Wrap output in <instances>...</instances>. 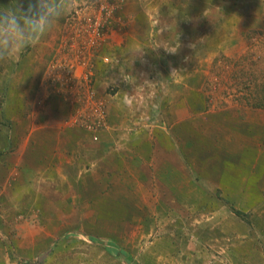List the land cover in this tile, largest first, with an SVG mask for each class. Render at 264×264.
Segmentation results:
<instances>
[{
  "label": "rangeland",
  "instance_id": "374dc122",
  "mask_svg": "<svg viewBox=\"0 0 264 264\" xmlns=\"http://www.w3.org/2000/svg\"><path fill=\"white\" fill-rule=\"evenodd\" d=\"M14 2L0 0V10ZM74 4L22 52L21 64H0V264H264V173L243 160L245 184L237 186L239 176L222 183L229 171L195 148L222 143L225 130L216 127L227 126L230 111L241 125L264 126V0ZM35 53L41 61L30 65ZM189 115L196 120L183 121ZM186 132L197 143L182 148L179 184L170 188L158 175L181 156L164 148L171 156H154L157 176L115 193L105 184L94 192L99 204L93 197L86 210L83 186L71 176L80 161L113 167L119 157L122 168L147 175L153 162L143 153ZM258 134L259 146L245 143L257 148V167L264 164ZM61 155L75 166L50 181Z\"/></svg>",
  "mask_w": 264,
  "mask_h": 264
},
{
  "label": "crops",
  "instance_id": "0c3cea01",
  "mask_svg": "<svg viewBox=\"0 0 264 264\" xmlns=\"http://www.w3.org/2000/svg\"><path fill=\"white\" fill-rule=\"evenodd\" d=\"M121 46L122 45L117 44L115 46V48L119 49ZM31 55L32 56L30 58V60H31L30 65H33L35 63H39L41 61L38 54L35 53V54H31ZM23 59H24L23 53H21L9 62L13 63V65L15 67L17 64H21ZM57 104H59V103H57ZM260 113H263V112L261 111ZM229 116L231 118V121H230L229 117H228V119L223 120V122L227 123V126L221 125L220 127H216V129H219L220 134H221V132L223 133V131L225 130V132L221 136L222 143L216 142V141H210L209 146H210L211 151H209L207 149V147L203 148L201 144L197 145L195 148H197V151L200 150L204 154H207V155L210 153L213 154L214 155V162L217 163L218 166L220 164H222V167L224 168V170L229 171L228 173L225 172L223 174V177L220 178L222 183L226 182L224 177L239 176L241 180L238 181L237 186L238 185L242 186L247 181V175H246L247 171L243 172L244 169H247L246 167L243 166L244 164H246V163H244V161H246V162L248 161V162H252V163L259 162V160H256L254 157V154H255V151L257 150V148H255V149L249 148V150L247 151L248 145L246 146L245 143H247V141L250 140L249 138H252L254 140L253 144L257 145V142H259V140L257 139V137L259 135L258 133L260 131L263 134L264 130H262V127H264V126H263L262 120L259 121V124H258V122L254 123L252 121H249L248 122L249 124L247 123V124L241 125V123H244L245 121L242 118H240L239 114L234 115V112L230 111ZM260 116H262V115H260ZM178 118L180 120H183V118H180V117H178ZM261 119H263V118H261ZM192 120L195 121L196 116L193 117V116L189 115L186 119L184 118L183 121L192 122ZM203 120H207V119H203ZM211 121H209V122H211ZM217 122L213 120L211 123L216 124ZM246 122H247V120H246ZM252 123H253V125H252ZM187 125H189V124H187ZM177 126L178 125H176L175 127H177ZM245 126H250V128H248V130H247V128ZM253 126L258 128V130L252 128ZM242 129H245L243 134L241 131ZM219 132H217V134ZM182 135H183V137H180V138L177 137L175 139V142L172 145H168L169 143L165 142V141H170L169 139L168 140L164 139L162 141V143L159 141V145L161 146V151L157 152L156 154L151 153L152 147L150 148V152L148 153V155H146V153H143L145 160L148 159L149 162H153V163L149 164L150 167L148 168V174L147 175H146V173H143V174L136 173L135 170L130 171L129 168L128 169L122 168V166H121L122 161L120 160L119 157L114 161L113 167H109V164H107L106 162H101L97 159L95 160V158H89L88 162L89 161L91 162V167L89 169H87L85 161H80L81 164L84 163L82 165L83 169L82 168L79 169V168L75 167L73 170H71V176H72V178L77 177L80 184L83 186V191H81V193L86 195V200H85V201H87V203H86L87 205H85L86 210L89 208H92V205H94L93 201H92L93 197L95 198V201H97L99 204L101 197H99V196L97 197L94 194V192H98V194H101L102 190L104 191V188L105 189L109 188V186H104L105 184L106 185L111 184L112 185L111 191L113 193H115L117 191L118 186L124 187V186L128 185V186L132 187L131 185H135L140 180H142L144 183H147V181L150 180V178L153 179L152 178L153 176H157L156 174H154L156 172L155 166H154V159H155L154 156L155 155H157V156L162 155V158H166V159H168V158L165 156H168V155L171 156L170 154H166L165 150H164V153L162 152V149H164V148L173 149L174 153H175V157H176L177 152H178V154H181V156L178 155V159L175 158L173 164H172V161H170V164H167V166L164 169H162V171H160L158 175H159V177L161 176V177H164L166 179L165 183L170 188H172V186L175 184H179V181H181V179L183 178V172H182L183 171L182 170L183 169V167H182V160H183L182 150L183 149L182 148H183L184 144L189 145V146H195L197 143L196 139H193L192 136L188 137L187 132H186V135H184L183 133H180L179 136H182ZM244 135H246L248 138L246 136L244 138ZM238 138H240V139H238ZM186 139L187 140L190 139V141H186ZM77 145L79 147V149H77V150L80 151V149H82V148H80L81 144L77 143ZM221 145L223 147H221ZM257 146H259V145H257ZM217 153H221V154L219 155L220 158H218L216 160V156H217L216 154ZM83 154L85 156V151H83ZM139 154L141 155L140 152H139ZM238 155H239V159L237 158ZM60 157L61 158H59V159H63V164H60L52 172L51 171L49 172L50 177L48 178V180H50V181L52 180V177L55 176L56 174L61 175V173L64 170L66 171L69 169V171H70V168L75 166V164L72 163L73 159H70L64 155H61ZM135 157L136 156L134 155V158ZM248 157H249V160H248ZM93 160H95V161H93ZM260 161L263 162L264 159L262 158ZM162 162L157 164V166L160 169L162 168V166H160V164ZM232 163H235V165H233ZM256 163L253 166V168H255L253 170H258L259 171V177H261L264 173V164L261 163V165L259 164L257 167ZM164 165H165V163H164ZM236 165H237V168H235ZM46 168L50 169V168H53V166H47ZM61 168H64V170ZM111 168H113L111 174L108 173L105 176L102 174V170L111 169ZM49 169H47V171ZM231 169H233V170H231ZM253 170H249L251 177H253ZM153 171H154V173H152ZM91 172H93V173H91ZM68 175L70 176V172L68 173ZM123 176L125 177V181H123V182H125L124 184L122 182ZM217 176H219V175H217ZM128 177L135 178L137 180L135 182H129V180L126 182ZM229 182L232 184L234 183L231 178L229 179ZM42 193H44V192L42 191ZM47 197H48V195H47ZM52 199H54V198H52ZM59 199H61V198H59ZM59 202L62 203V205L63 204L67 205L66 204L67 202L64 203V201L62 202V200H59ZM110 252L115 253L117 255H119V254L123 255L124 254L123 252H120L119 249H115V248L110 249Z\"/></svg>",
  "mask_w": 264,
  "mask_h": 264
},
{
  "label": "clouds",
  "instance_id": "9594fccd",
  "mask_svg": "<svg viewBox=\"0 0 264 264\" xmlns=\"http://www.w3.org/2000/svg\"><path fill=\"white\" fill-rule=\"evenodd\" d=\"M74 0H15L0 10V64L34 47L74 8ZM175 50L166 49L175 53ZM142 59V49L128 51Z\"/></svg>",
  "mask_w": 264,
  "mask_h": 264
}]
</instances>
